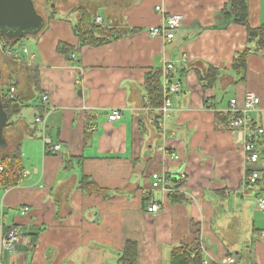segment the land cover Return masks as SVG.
Wrapping results in <instances>:
<instances>
[{
  "label": "crops",
  "instance_id": "1",
  "mask_svg": "<svg viewBox=\"0 0 264 264\" xmlns=\"http://www.w3.org/2000/svg\"><path fill=\"white\" fill-rule=\"evenodd\" d=\"M228 1L36 0L45 26L30 36L35 44L21 39L11 57L0 48L2 83L15 84L20 99L0 158L20 153L23 170L16 185L0 184V264H125L121 258L129 243L138 247L136 264H171L173 249L185 245L199 248L202 264L236 256L235 264H264V216L252 200L264 198L258 191L264 182V135L260 182L250 189L239 135L218 118L227 114L231 98L242 102L252 92L261 99L253 119L262 128L264 56L244 26L223 17ZM47 2L56 5L51 12ZM247 2L250 27L264 26V0ZM80 8L117 30L118 39L80 47L74 33ZM170 14L184 16L175 38H152L149 30L164 25ZM60 43L74 48L73 55L60 54ZM245 49L248 72L241 80L232 65ZM169 64L173 68L167 70ZM213 67L220 77L205 89L202 79ZM159 74L162 103L167 84L180 90L164 136L146 86ZM115 111L122 119L110 122ZM43 115L45 137L60 152H45L37 121ZM172 153L180 159L171 160ZM155 173L167 175L166 191L152 188ZM181 173L188 179L176 188ZM170 174L176 182L169 181ZM83 178L101 191H83ZM150 204L160 210L149 213ZM230 206L237 210L228 211ZM245 217L248 236L232 241L238 237H232L230 225ZM11 228L19 239L4 245L3 234Z\"/></svg>",
  "mask_w": 264,
  "mask_h": 264
},
{
  "label": "trees",
  "instance_id": "2",
  "mask_svg": "<svg viewBox=\"0 0 264 264\" xmlns=\"http://www.w3.org/2000/svg\"><path fill=\"white\" fill-rule=\"evenodd\" d=\"M34 4L36 0H33ZM36 7V5H35ZM79 12V20L74 26V33L79 40L80 47L89 46L91 48H98L105 46L111 43L114 40H117L118 31L115 29H107L97 26L95 24V18L91 15L88 11L84 10L83 8L78 9ZM223 17L228 22H234L244 26L247 29L248 39L249 42L257 41V50L264 56V26H261L258 29H253L249 25L248 21V2L247 0H229L228 5L225 7L223 11ZM1 38L8 43V46L11 49H15L19 46V42L21 39H27L30 36H24L19 39L11 40L6 35L0 33ZM57 51L65 57H70L73 55L74 48L68 46L65 43H60ZM248 56H249V49H245L242 52L236 54L233 60V69L238 73L241 80H244L248 72ZM242 76V77H241ZM220 77V71L218 68H210L209 74L203 77L202 81L206 84L204 85L205 89H209L214 86ZM160 74L157 78H149L147 81V90L149 93L150 98V106L154 108V111L160 109L162 105L161 101V83H160ZM11 88L15 89V93L10 97L8 92ZM2 92H3V104L4 109L8 114V122L5 127V130L14 126L13 118L17 115L19 110H16V106L19 105V96H18V88L15 84L11 82V84H4L2 83ZM157 108V109H156ZM159 113V112H158ZM160 115V114H159ZM46 115L39 117L40 119H44ZM220 121L229 127L231 117L229 114H220L218 115ZM37 119V118H36ZM47 119V118H46ZM41 124V138H45V131L46 125ZM9 146V145H8ZM6 150V148H0ZM46 154H53V153H46ZM21 156L20 153L17 154H5L2 158H0V184L3 187H11L17 184L20 174L22 175V168H21ZM20 173V174H19ZM169 181L176 182L178 178L175 180L174 177L169 175ZM260 182V181H259ZM257 182L256 184H259ZM81 189L87 193H99L101 189L97 186L94 181H91L89 178H83L81 183ZM184 184L181 181L176 183L177 187H182L181 185ZM251 189V188H250ZM170 197L175 200L178 198L177 195L172 194ZM261 199V198H259ZM259 199H258V210H259ZM138 247L135 243H129L126 246V250L124 252L123 257L121 260L125 264H136L138 258ZM194 254V257L192 255ZM170 263L171 264H202V256L201 251L198 247L192 248L191 246H181L178 248L173 249L170 254Z\"/></svg>",
  "mask_w": 264,
  "mask_h": 264
},
{
  "label": "built area",
  "instance_id": "3",
  "mask_svg": "<svg viewBox=\"0 0 264 264\" xmlns=\"http://www.w3.org/2000/svg\"><path fill=\"white\" fill-rule=\"evenodd\" d=\"M156 11L164 15V10L161 6L156 7ZM184 20V16L179 14H170L165 16V24L160 27H153L149 30V35L152 38H162L166 41H171L175 38V33L178 29L182 27ZM95 24L97 26H100L102 28H106L103 26V20L101 17L97 16L95 18ZM0 48L3 50V52L11 57L14 54L13 49H11L8 46V43L4 41L0 36ZM25 52H27V49H24ZM173 68L171 64H169V68L167 70H170ZM168 74H165L164 81L166 83L170 82L171 79H167ZM77 84H80V82H77ZM180 92L179 88L175 86V84H167L164 88V99L163 103L158 110L160 121L158 123V128L161 132V135H165V131L167 129V123L169 119L171 118V112L173 108V96L175 94H178ZM15 93V89L11 88L8 92V95L11 97ZM43 102L48 101V97L44 96L42 98ZM261 105V99L252 92H247L244 96V99L242 102H239L236 98H231L229 100L228 106L226 107V113L230 115L231 121L229 128L233 132H237L239 135V142L243 145V152L246 157V170L247 175L245 176V186L251 188L260 179V169L257 168L259 163H261V150L259 147V139L264 135V123L261 125L262 128L256 127L254 124L255 121L252 117V113H256L259 110V107ZM47 117H45L43 120L38 119V122H41L45 127V120ZM110 122H117L122 119V114L119 111L112 112L108 117ZM95 128H93V131ZM44 146H45V152L46 153H56L61 151L60 146H52L50 140H48L46 137L43 138ZM160 150H164V146H160ZM170 159L173 161L179 160V157L176 153H172L170 155ZM0 170L2 168L0 167ZM153 178V184L152 188L154 190H164L166 191L168 189V181H167V175H160L158 173H155L152 175ZM179 181L182 183H185L188 179V175L186 173H181L178 176ZM160 210L159 205L157 204H150L147 211L149 213H157ZM28 211V208H24L21 210L22 214H25ZM259 211L264 215V198L259 199ZM2 211L0 210V224L2 220ZM19 239V234L17 232L16 228H11L7 232L3 234L2 237V244H12L16 242ZM236 260L235 258H229L224 260L222 264H235Z\"/></svg>",
  "mask_w": 264,
  "mask_h": 264
},
{
  "label": "water",
  "instance_id": "4",
  "mask_svg": "<svg viewBox=\"0 0 264 264\" xmlns=\"http://www.w3.org/2000/svg\"><path fill=\"white\" fill-rule=\"evenodd\" d=\"M45 26L33 0H0V33L15 40L24 36H36ZM8 114L4 109L2 94V73L0 69V148H7L4 135Z\"/></svg>",
  "mask_w": 264,
  "mask_h": 264
},
{
  "label": "rangeland",
  "instance_id": "5",
  "mask_svg": "<svg viewBox=\"0 0 264 264\" xmlns=\"http://www.w3.org/2000/svg\"><path fill=\"white\" fill-rule=\"evenodd\" d=\"M52 4L56 7V5L53 3V2H47V5H46V8L49 12H51L53 10L52 8ZM56 9V8H55ZM24 42L28 43V46H31V45H34L35 43L32 41V38H27V39H24ZM227 104V101L226 99L224 100L223 102V106H226ZM177 105V104H176ZM252 117H254V113H252ZM178 155V154H177ZM179 156V155H178ZM180 159V157H177ZM177 161V160H176ZM246 187V186H245ZM249 190V189H248ZM258 191H259V195H262L264 194V182L263 183H260V185H258ZM258 195L257 196H253L252 200L253 202H257L256 204V208H257V212L261 215V216H264L262 213H260L258 211ZM246 200H248V202H250V198H246ZM241 202H247V201H241ZM237 210L236 208H233L232 206L229 207L228 211L229 210ZM230 232L232 234V237L235 238V237H238V240L237 239H233L232 241H236V242H239L241 241V239L245 238L248 236L249 232H250V226H249V223L247 221V218L245 217L243 220H240L239 222H235V220H233L232 224L230 225ZM256 236L253 237V239L255 238ZM252 238V236H251ZM250 238V239H251ZM250 239H248L247 241H250ZM247 245V244H246ZM248 256V254H244V257ZM237 257L239 256H236V257H229V258H235L236 262H237ZM227 258V259H229ZM206 264H208L206 262Z\"/></svg>",
  "mask_w": 264,
  "mask_h": 264
}]
</instances>
